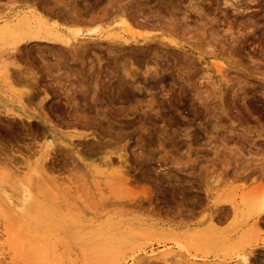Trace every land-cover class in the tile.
Here are the masks:
<instances>
[{
    "label": "rangeland",
    "instance_id": "obj_1",
    "mask_svg": "<svg viewBox=\"0 0 264 264\" xmlns=\"http://www.w3.org/2000/svg\"><path fill=\"white\" fill-rule=\"evenodd\" d=\"M229 2L0 0V20L18 7L50 20L64 9L83 18L78 26L102 32L122 14L136 35L149 37L128 44L93 34L59 57L46 42L7 56L11 46L0 39V72L10 74H0V186L16 198L26 184L34 199L19 219L0 206V232L21 234L24 255L34 251L30 240L54 248L65 264H83L91 246L114 238L116 247H105L123 250L117 264H234L254 242L234 240L248 219L214 209L264 187V0ZM12 108L22 119L7 117ZM40 110L58 149L46 165L39 155L48 128L26 117ZM72 134L81 135L71 146ZM56 185L70 194L54 197ZM258 234L261 242L264 227ZM258 245L249 264H264Z\"/></svg>",
    "mask_w": 264,
    "mask_h": 264
},
{
    "label": "bare ground",
    "instance_id": "obj_2",
    "mask_svg": "<svg viewBox=\"0 0 264 264\" xmlns=\"http://www.w3.org/2000/svg\"><path fill=\"white\" fill-rule=\"evenodd\" d=\"M224 1L226 3L229 2V0H224ZM233 4L234 3H232L231 5H233ZM233 6L235 7L236 10H238L240 8L242 10H244V8H242V6H244V5L241 6V4H236L235 3ZM19 8L20 7H18L12 14L11 13L4 14V19L0 20V39L5 40L9 44V46H11L10 51L7 52V56H8L9 53L17 51L18 48H19V45H21V44L28 45L31 42H33V43H37V42L38 43L39 42L49 43L52 47H55L56 50H54V51H56V54H57L58 57L63 52H65V50L67 48H69V49L71 48L73 50V52L76 53V51H78V49L76 50V48H77L76 46L77 45L74 44V42L79 41V39H80V42H81V40H83L82 38L84 36H90L91 37V35H92V37H93V34L94 35L97 34V38H99L101 35L112 36L113 39L119 38V39L123 40V43L126 42L128 44H129V42H128L129 39H132L133 40L132 42H134V41L137 42L138 40L136 38H138L139 36H141L142 40H146V38H149L148 35H139V34L136 35L135 31H133L130 28V25L127 22V20L122 17V14H120L118 16V18H115L114 20L111 21V22L117 23L118 26H111L110 27V24H107L105 29L101 30L102 32H98L97 31V28L99 27V26L97 27L98 24L96 26L94 24H92L93 27L92 26L91 27H88V26L80 27V26H78V23L79 22H83L84 21V20H82L83 18H81V17L79 18V16L78 17L77 16H73L74 13L72 15H70L71 13H69V12L68 13H64V11H63L64 9L63 10L60 9V11L58 10L59 12H56V13L53 12L54 13L52 15L53 18H51L52 20H50V19H46L47 17L44 18L42 16V14L41 15L37 14L36 11L31 10L30 8H29L30 10L27 9L28 11H22V9L20 11ZM50 13H52V12H50ZM91 22H93V20ZM98 30H100V29H98ZM113 30H115L117 32L109 33V31H113ZM168 41L170 43L180 44V42H178L176 40H173V39H169ZM77 44H79V42ZM263 44H264V41H263ZM51 46H50V48H52ZM78 47H80V46H78ZM262 47H264V46H262ZM10 55L12 56L13 54H10ZM0 59L2 60V58H0ZM4 60H6V59H4ZM215 67H216V71H218V73H220L222 71L220 63H219V66L217 65ZM3 71H4V69H3ZM0 74H3V77L5 79L10 78V74L8 73V69H6L4 71V73H2V71H1ZM19 74H20V72H19ZM55 80L54 81L56 83L59 82V81H57V79H55ZM20 83H21V78H20ZM1 84H3V83H1ZM29 90H27L24 93L25 96L27 97L25 99L30 98L34 94V93L33 94L31 93V92H33L32 90H30V91ZM32 98L33 97H31L30 100L28 99V101L30 102L32 100ZM8 111L10 113L8 114L7 117L12 116V117L21 118L20 116H22V114H20V113H18L16 111H13V108L12 109H8ZM42 111L40 110V113L38 112L39 114L38 113H33V114H27L26 115V117H28V118L34 117V118L39 119L41 121V123L48 128V131H49V137H48L49 139L47 140V143H46L44 149H42L43 153L39 155V157H40L39 158L40 159L39 160L40 165H43L44 162L45 163L47 162V160H48L47 157L49 155H52V154H50L52 151L57 152V150H58L56 146H55L56 149L50 147L52 145V141H51V137H52L51 133L53 132L52 126L54 127V125L51 124V122H50L51 120H49L50 118L47 117L46 114L43 113ZM21 119H19V120H21ZM14 120H16V119L14 118ZM3 122H5V121H3ZM20 122H22V121H20ZM28 127H25V128L27 129ZM16 128L17 127H15V130H16ZM23 128H24V126H23ZM3 129H5V128H3ZM4 133H6V132H4ZM31 134L29 136H31ZM80 135L81 134H75V135L72 134V135H69V136L67 135L69 137L67 139V144L72 146L73 144H72V139L71 138L80 137ZM0 140L3 141L4 139L0 138ZM3 142H5V141H3ZM34 143H32V144H34ZM96 143H97V141H96ZM101 143H97V144L100 145ZM93 144L95 145V143H93ZM97 144L95 146H99ZM102 144H101V146H102ZM94 145H91V146L93 148H95V150L97 151V149H96V147ZM103 145L105 146V143ZM13 146H15V145L13 144ZM93 148L89 147V149H91V150H93ZM29 149H30V147H29ZM98 149H99V147H98ZM71 150H74L73 152L78 154V149H76L75 147H72ZM95 150H93V151H95ZM21 151L25 152L22 149H21ZM14 153H15L16 156L19 155V156L23 157V155L20 154V153L19 154L17 152H14ZM59 153H61V152H59ZM7 154H8V152H6V155ZM71 154H72V152H71ZM8 155H11V153L8 154ZM15 155L12 154V157H14ZM102 155L103 156H101V157L105 160L106 163L112 161V160H110V161L108 160L111 157H109V154L106 151H104ZM27 156H28V154L25 155V157H24L25 160L29 158V156L28 157ZM16 158H18V157H16ZM49 158H50V156H49ZM120 158H122V157H120ZM12 159L15 160V158H12ZM120 160H122V159H120ZM26 163H27V161H26ZM46 164H44V165H46ZM51 168H52V166H51ZM121 168H122V166H121ZM119 171H122V169H120ZM20 186H21L19 188L20 189V194L18 196H16V198H14L12 196H9L0 186V190L4 194L3 196L0 195V196H2V197H0V206L4 207V208L6 207L8 209V213H10V218L18 216V219H19V216L21 217V216L24 215V213H28L27 212L28 209L29 208L32 209L31 207H33V205H32V206H30L28 208L29 204L34 199L31 197L30 191H28V189L26 187V184L24 185L23 183H20ZM263 188H262V186H260V187L255 188L254 191H250L246 195H242L241 199L239 201H234L232 199H221V200L218 201L219 203H221V205L220 206L218 205L219 207H217V208H216L217 205H215L214 209H216V212H217V210H219L218 212L220 213V212L226 211L224 209H227V210L229 209L230 212L228 211L227 214L230 213V215L232 216L233 219H237L240 216H244L246 219H248L246 221V223H245L246 227L243 228L242 232L234 239L235 241L240 242L245 236H247L248 238L251 237V236L255 238L256 235H259L258 234L259 230L261 231V228L264 227V189ZM51 192H52V195L54 197H56V198H58V195L60 193H62V194H70L69 188H64L63 187L62 189H59L58 185H56V187H53ZM88 193H87V195H88ZM102 198H103V196H102ZM67 206H69V205H67ZM226 206H227V208H225ZM64 208L70 209L68 207H64ZM203 210H204V208H203ZM219 213H218V215H219ZM218 217L220 218V216H218ZM208 218H210V217H208ZM209 220L211 221V218ZM3 236H4V239L2 240ZM98 236L101 237L100 233L98 234ZM254 238H252V241H254V242L252 244L249 243L250 244L249 247L246 246L247 249H245L244 251L242 250L240 253L237 254V256H239V258L236 261V263H234V264H249V256H251L250 254L254 251V249L256 247L259 246L258 244H264V240H262L261 242H257ZM24 239L25 238L21 234L15 233L11 227L6 228L4 230V233L0 232V264H65L64 260L61 257V254L54 253V252H56V251H54L55 250L54 248H51L53 250L48 252L45 248L38 247L37 244H35L34 242H32L30 240H28L27 242L32 245V247H33L32 250H34V251H33V253L30 256H29V254L28 255H24L22 253V250H21V244L24 241ZM223 239H226V237H223ZM105 241H107V242L105 244L102 242L103 245L98 242L95 246L93 245V246H91V248H89V251H87V253H88L87 257L89 256V258L85 259L83 264H117V262H119L121 259H123V257H122L123 256V250L122 249L121 250L120 249L109 250L108 248L105 247V246L109 247V245L113 246V247H116V241L114 240V238H111L110 240H105ZM222 241H224V240H222ZM243 241L245 243L247 242L245 238H244ZM245 243L244 244L241 243V244L244 246ZM4 248L7 249V252L3 251ZM10 250L13 252V255L9 256L10 260L7 262L6 259H5V256L10 254ZM167 253H169V252H167ZM56 259H58V261H57L58 263H55ZM223 262L224 263H221V264H228L227 261H226L227 263H225V261H223Z\"/></svg>",
    "mask_w": 264,
    "mask_h": 264
}]
</instances>
